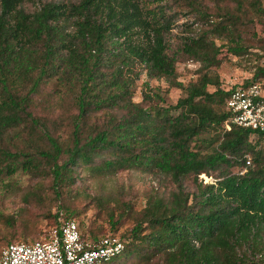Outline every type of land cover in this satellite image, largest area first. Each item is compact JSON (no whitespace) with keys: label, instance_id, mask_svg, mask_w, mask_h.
<instances>
[{"label":"trees","instance_id":"trees-1","mask_svg":"<svg viewBox=\"0 0 264 264\" xmlns=\"http://www.w3.org/2000/svg\"><path fill=\"white\" fill-rule=\"evenodd\" d=\"M25 1L0 0V137L25 119L22 112L39 124L40 119L27 109L30 93L45 78H57L74 93L78 108L71 144L64 145L46 131L51 146L40 151L52 161L57 181L70 164L88 162L99 151L116 155L97 166L102 171L155 165L172 176L179 190L172 205L164 208L157 199L150 206L148 219L159 227L145 235L140 221L132 229L133 236L139 240L147 236L157 251H165L163 264H249L239 260L237 250L243 243L258 249L262 241L264 147H258L259 142H254L251 135L264 137V130L238 124L226 127L231 89L207 72L187 86L174 78L171 82L185 88L186 95L152 110L133 100L138 66L144 65L153 77L176 75V58L168 52L165 37L171 26L158 12L145 9L142 0H80L70 6L54 1L27 12L21 7ZM253 5L264 14L261 0H254ZM71 23L75 25L73 30L68 29ZM233 25L221 26L232 32ZM233 42L228 50L243 53L244 45L236 38ZM224 46L203 35L191 37L183 49L211 66L222 60L219 54ZM255 74L257 77L244 83H264L258 77L264 75V66ZM28 82V92L19 95L15 87ZM210 85L215 89L210 90ZM149 98L146 92L144 99ZM96 111L108 113L107 123L94 126L84 136L86 120ZM211 129L223 130L217 147L205 152L192 145L195 137ZM246 152L253 155L250 165ZM23 153L0 145V162L8 160L0 173L14 172L15 160ZM63 154L68 158L60 163ZM25 155L23 165L29 168L35 164L34 159L29 153ZM241 168L246 170L242 172ZM217 169L221 172L215 182L200 178L201 173L212 175L210 172ZM192 173L197 191L185 192L184 178ZM126 249L125 243L124 250L113 258Z\"/></svg>","mask_w":264,"mask_h":264},{"label":"rangeland","instance_id":"rangeland-1","mask_svg":"<svg viewBox=\"0 0 264 264\" xmlns=\"http://www.w3.org/2000/svg\"><path fill=\"white\" fill-rule=\"evenodd\" d=\"M64 2L70 6L80 0H27L21 7L27 12H34L48 2ZM254 0H142L145 9H154L170 29L165 33L168 52L176 58V75L153 77L144 65H139L140 74L133 84V100L141 102L145 107L171 105L186 95L185 88L174 85V78L183 86L195 82L204 73L218 78L225 88H231L247 80L257 77L259 67L264 66V14L256 11ZM264 5V0H261ZM1 10V5H0ZM234 22L232 32L221 25ZM69 30L75 29L71 23ZM205 36L222 47L219 64L208 66L207 61L196 59L183 49L191 37ZM233 38L244 46L241 54L228 50ZM43 47L42 42L39 44ZM259 79L264 80L260 74ZM31 82L15 87L19 95H25ZM210 90L215 86L210 85ZM69 86L57 78H45L38 88L30 93L27 109L40 119L34 124L25 115L20 124L8 128L0 137V145L11 151H23L15 160L16 170L0 173V248L11 241H32L42 238L45 230L55 224V216L62 209L66 214L77 218L85 235L100 236L116 234L127 244L126 251L112 259L108 264H163L166 254L145 238L136 239L132 229L143 221L142 233L152 234L159 224H153L150 206L160 199L164 205H172L178 184L172 176L161 171L157 166H132L111 168L102 171L97 166L107 158L116 155L110 151L95 153L88 162L70 164L64 170L62 179L56 180L52 171V161L42 154L41 149L50 148L46 131L58 137L64 145H70L73 137L74 119L78 108L74 101V93ZM148 92L151 98L144 99ZM176 113V112H175ZM109 115L105 111L91 113L85 123L84 136L93 131L94 126L107 123ZM222 129L207 130L194 138L192 145L205 152L219 145ZM221 132V133H220ZM251 139L264 147V137L251 135ZM25 153L32 157L33 166L26 168L23 161ZM253 159L251 152L245 153ZM67 154L60 157L62 163ZM8 160H1L4 167ZM234 171L238 167L233 168ZM246 169L241 168L244 172ZM220 169L207 174L216 176ZM199 177V176H198ZM199 181V179H198ZM204 182V180H203ZM184 191H197L194 174L184 178ZM192 201V200H191ZM165 208V206H164ZM163 208V209H164ZM258 249L248 244L238 247L237 257L249 264H264V232Z\"/></svg>","mask_w":264,"mask_h":264},{"label":"built area","instance_id":"built-area-1","mask_svg":"<svg viewBox=\"0 0 264 264\" xmlns=\"http://www.w3.org/2000/svg\"><path fill=\"white\" fill-rule=\"evenodd\" d=\"M230 89L226 127L238 124L264 130V83L242 82ZM251 162L248 157L247 165ZM200 178L215 182L205 172ZM44 234L32 241L16 240L4 245L0 248V264H104L125 248V241L116 234L85 235L77 218L66 216L62 209L57 212L56 224Z\"/></svg>","mask_w":264,"mask_h":264}]
</instances>
